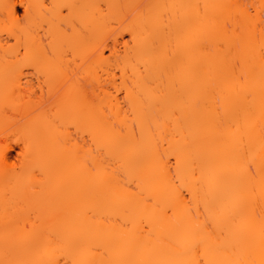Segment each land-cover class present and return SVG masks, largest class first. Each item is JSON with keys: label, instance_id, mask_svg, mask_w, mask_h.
Instances as JSON below:
<instances>
[{"label": "bare ground", "instance_id": "obj_1", "mask_svg": "<svg viewBox=\"0 0 264 264\" xmlns=\"http://www.w3.org/2000/svg\"><path fill=\"white\" fill-rule=\"evenodd\" d=\"M0 103V264H264V0H0Z\"/></svg>", "mask_w": 264, "mask_h": 264}, {"label": "rangeland", "instance_id": "obj_2", "mask_svg": "<svg viewBox=\"0 0 264 264\" xmlns=\"http://www.w3.org/2000/svg\"><path fill=\"white\" fill-rule=\"evenodd\" d=\"M22 11L19 10V14H21ZM24 76L33 78L34 86L31 88H34L35 96L34 98L36 100H44L48 95V89L47 88H41L36 83L38 72L35 69L32 68H24ZM16 76L18 75V70L16 71ZM42 78V76H39ZM24 78V77H23ZM25 79V78H24ZM28 87V86H27ZM26 86L24 88H27ZM29 88L26 89V92L30 91ZM41 89H47L46 93L45 90ZM25 90V89H24ZM28 90V91H27ZM34 92L32 91V96ZM3 100V99H2ZM2 103V101H1ZM0 103V104H1ZM5 103V100H4ZM3 103V104H4ZM6 105V104H5ZM5 108V116L0 121V179L4 175V169H5V161H4V154L8 160L7 165L9 167H17L20 165L21 159H22V150L24 148V142H25V135L23 132V127L27 123V120L24 119L25 114L15 112L12 109H9L6 106H1ZM3 108V111H4ZM10 110V111H9ZM12 110V111H11ZM23 114V115H22ZM4 115V112H3ZM2 118V117H1ZM73 130V129H72ZM1 182V181H0ZM1 185V184H0ZM0 186V191H1ZM28 227V226H27Z\"/></svg>", "mask_w": 264, "mask_h": 264}]
</instances>
